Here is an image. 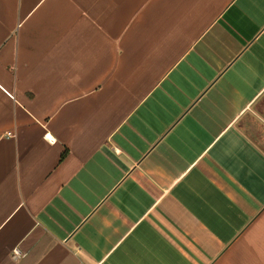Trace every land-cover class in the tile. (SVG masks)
Wrapping results in <instances>:
<instances>
[{
    "label": "crops",
    "instance_id": "0c3cea01",
    "mask_svg": "<svg viewBox=\"0 0 264 264\" xmlns=\"http://www.w3.org/2000/svg\"><path fill=\"white\" fill-rule=\"evenodd\" d=\"M0 264H264V0H0Z\"/></svg>",
    "mask_w": 264,
    "mask_h": 264
}]
</instances>
